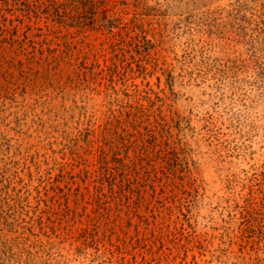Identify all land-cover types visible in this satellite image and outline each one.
<instances>
[{
  "label": "rangeland",
  "instance_id": "1",
  "mask_svg": "<svg viewBox=\"0 0 264 264\" xmlns=\"http://www.w3.org/2000/svg\"><path fill=\"white\" fill-rule=\"evenodd\" d=\"M0 264H264V0H0Z\"/></svg>",
  "mask_w": 264,
  "mask_h": 264
},
{
  "label": "trees",
  "instance_id": "2",
  "mask_svg": "<svg viewBox=\"0 0 264 264\" xmlns=\"http://www.w3.org/2000/svg\"><path fill=\"white\" fill-rule=\"evenodd\" d=\"M261 60H256L255 65L256 66H260L263 67V64ZM258 68L256 70H259L261 68ZM130 117L129 119L126 121V123H128L129 125L134 124V123H139L142 124V120L144 118V115L142 113L139 112H131L130 113ZM156 129L157 132L162 131V132H166V134H168V138L171 137L170 132L167 130V126L164 124V120L162 119V117H160L159 119H157L156 121V127H149L145 129V132L141 131V127L140 129H132L130 130V128H128V130L126 131V136L127 139H124L123 142L120 144L119 143V137L120 136H116L115 139V148H120V146L125 147H131L133 145H139V139L138 137H144V136H148L149 134L155 132L154 130ZM134 138V139H133ZM105 164L106 166L109 167H113L114 168H120V167H127L128 164H126L125 162H121V161H115V162H111L109 159L105 160Z\"/></svg>",
  "mask_w": 264,
  "mask_h": 264
}]
</instances>
